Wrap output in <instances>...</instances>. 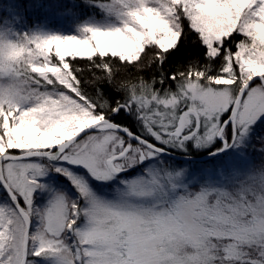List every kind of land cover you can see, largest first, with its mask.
Wrapping results in <instances>:
<instances>
[{"label":"snow or ice","instance_id":"snow-or-ice-1","mask_svg":"<svg viewBox=\"0 0 264 264\" xmlns=\"http://www.w3.org/2000/svg\"><path fill=\"white\" fill-rule=\"evenodd\" d=\"M83 4L0 29V264H264V0Z\"/></svg>","mask_w":264,"mask_h":264},{"label":"trees","instance_id":"trees-1","mask_svg":"<svg viewBox=\"0 0 264 264\" xmlns=\"http://www.w3.org/2000/svg\"><path fill=\"white\" fill-rule=\"evenodd\" d=\"M71 9V11H69ZM114 18L106 16L102 10L83 4V0H0V29L32 31L41 30L58 32L60 34L73 33L80 22H93L106 24ZM181 45L168 58V67L175 69L181 67L189 53L196 54L201 51L191 42ZM147 57L145 61L147 63ZM135 71V70H133ZM148 69L145 68V72ZM143 75V73H141ZM87 84V78L84 79ZM108 94L115 93L105 86ZM90 90V86H89ZM255 134H264V122L256 125ZM255 153V150L252 149ZM258 161L255 154L253 160Z\"/></svg>","mask_w":264,"mask_h":264},{"label":"rangeland","instance_id":"rangeland-1","mask_svg":"<svg viewBox=\"0 0 264 264\" xmlns=\"http://www.w3.org/2000/svg\"><path fill=\"white\" fill-rule=\"evenodd\" d=\"M112 22H114V20L110 21V23ZM64 34L67 35V34H72V33H64ZM251 151H252V159H253V156H255V153L253 150ZM255 161H256V157H255ZM129 174L134 175L135 174L134 170H130ZM45 180H46V183L49 184L52 191H63L69 195H74V190L72 189L70 183L64 177L57 176L56 174L52 173L48 177H46ZM92 184L94 188L96 189V191L101 194H104L110 191L109 186L97 185L94 181L92 182ZM41 199H43V197H41Z\"/></svg>","mask_w":264,"mask_h":264},{"label":"water","instance_id":"water-1","mask_svg":"<svg viewBox=\"0 0 264 264\" xmlns=\"http://www.w3.org/2000/svg\"><path fill=\"white\" fill-rule=\"evenodd\" d=\"M176 159H181L180 157H176ZM205 159L207 160V159H210V158H208V157H205Z\"/></svg>","mask_w":264,"mask_h":264}]
</instances>
